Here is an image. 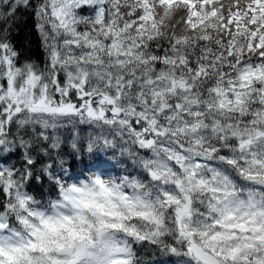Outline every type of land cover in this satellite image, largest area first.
<instances>
[{"label":"snow or ice","instance_id":"6c2138e0","mask_svg":"<svg viewBox=\"0 0 264 264\" xmlns=\"http://www.w3.org/2000/svg\"><path fill=\"white\" fill-rule=\"evenodd\" d=\"M156 255L264 264V0H0V264Z\"/></svg>","mask_w":264,"mask_h":264},{"label":"trees","instance_id":"16d2710c","mask_svg":"<svg viewBox=\"0 0 264 264\" xmlns=\"http://www.w3.org/2000/svg\"><path fill=\"white\" fill-rule=\"evenodd\" d=\"M19 27H20V33L16 37L18 46H20V44H22L25 41V39H29L31 41L32 53L37 57H39L41 55V52L38 47V36L35 33L34 29H32L31 27V21L29 20L27 24L22 23ZM82 160H83V165H81V161H76V160L70 161V164L72 165L74 172L77 171L80 166H86L90 163H93V161L89 160L88 157H83ZM94 162L105 169L109 168V163L106 161V158L103 155L97 154ZM36 191H37V195L41 194L40 186H37ZM43 195L47 196L48 192L46 190H43ZM163 260H164L163 257L156 255L153 258V264H163Z\"/></svg>","mask_w":264,"mask_h":264}]
</instances>
